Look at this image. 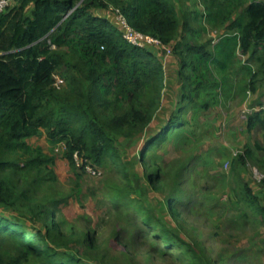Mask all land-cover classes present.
Here are the masks:
<instances>
[{
    "label": "trees",
    "instance_id": "obj_1",
    "mask_svg": "<svg viewBox=\"0 0 264 264\" xmlns=\"http://www.w3.org/2000/svg\"><path fill=\"white\" fill-rule=\"evenodd\" d=\"M106 1L120 5L117 9L135 30L172 46L182 88H190L183 99L191 100L205 87L211 65L225 73L240 61L238 54L246 56L240 68L249 88L255 91L253 83L264 80V0H201L206 23L225 29L211 45L187 40L191 29L171 0H15L0 13V203L32 210L46 224V237L57 229L56 207L63 201L36 196L35 186L41 180L54 183L55 175L48 165L52 158L27 140L42 130L49 141L62 142L72 168L78 158L83 166L107 160L116 166L119 150L112 135L130 137L144 130L162 94L161 59L151 45L130 43L117 19L95 13L108 8ZM112 14L117 16L115 10ZM259 106L247 116L248 129H264V105ZM179 122L173 113L149 143ZM262 151L255 164L264 172ZM251 155L247 148L239 157L244 162ZM132 205L148 237L170 247L182 244L191 252L165 217L140 203ZM170 207L173 217L178 210ZM259 210L264 215V207ZM4 242H12L16 251ZM30 256L41 259L40 264H83L36 231L0 215V264H26Z\"/></svg>",
    "mask_w": 264,
    "mask_h": 264
},
{
    "label": "rangeland",
    "instance_id": "obj_2",
    "mask_svg": "<svg viewBox=\"0 0 264 264\" xmlns=\"http://www.w3.org/2000/svg\"><path fill=\"white\" fill-rule=\"evenodd\" d=\"M200 1L185 0L180 19L191 29L188 41L211 45L225 29L206 23ZM106 2L108 8L95 13H112L120 6ZM151 47L165 69L162 94L144 130L130 137L112 135L119 163L107 160L83 166L78 158L72 168L63 143L49 141L40 130L27 141L52 158L48 165L55 181L41 180L34 191L40 199L63 201L56 207L57 229L46 237V224L20 205L0 203V215L24 230L36 231L49 245L83 264H264V215L259 210L264 207V172L255 164L264 149V129L246 125L253 102L264 105V80L257 79L256 91L251 90L240 68L246 56L238 54L240 61L225 73L211 65L205 87L191 100L183 99L181 94L190 88L187 84L182 88L172 46ZM173 113L180 122L149 143ZM247 148L252 155L243 162L239 155ZM134 202L170 221L191 252L182 244L170 247L156 236L148 237L139 226L141 215L132 208ZM170 206L178 210L173 217ZM4 246L16 251L12 242ZM40 263L30 256L26 264Z\"/></svg>",
    "mask_w": 264,
    "mask_h": 264
},
{
    "label": "built area",
    "instance_id": "obj_3",
    "mask_svg": "<svg viewBox=\"0 0 264 264\" xmlns=\"http://www.w3.org/2000/svg\"><path fill=\"white\" fill-rule=\"evenodd\" d=\"M15 0H0V13L5 11L7 7H9ZM115 12L117 13V21L119 22L120 26L122 27L124 31L125 38L132 44L139 45V46H145V45H162L160 41L150 35L143 34L137 30H135L133 27L130 26L127 18L120 13L118 9H115ZM56 84L61 82V79L56 77Z\"/></svg>",
    "mask_w": 264,
    "mask_h": 264
},
{
    "label": "crops",
    "instance_id": "obj_4",
    "mask_svg": "<svg viewBox=\"0 0 264 264\" xmlns=\"http://www.w3.org/2000/svg\"><path fill=\"white\" fill-rule=\"evenodd\" d=\"M172 2H173V4L176 6V8L178 9V11H179V17H180V13H182V11H183V7H184V11H185V6H186V4H185V0H181L182 1V3H181V1H178V0H171ZM102 13V16H104V17H106V18H110L111 20H113V18H115L114 17V15L110 12H101ZM187 13H189V15L191 14V12L190 11H188ZM98 14V13H97ZM196 14V13H195ZM99 15V14H98ZM256 91V90H255ZM254 103V105L252 106V107H254L253 109L254 110H257L259 107H261V106H259V105H261V104H263L262 103V101H259V100H256V101H254L253 102Z\"/></svg>",
    "mask_w": 264,
    "mask_h": 264
}]
</instances>
